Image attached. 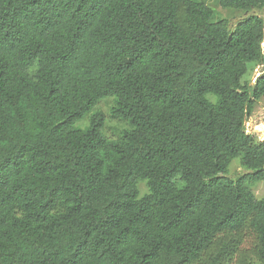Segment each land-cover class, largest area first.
I'll return each instance as SVG.
<instances>
[{"label": "trees", "instance_id": "16d2710c", "mask_svg": "<svg viewBox=\"0 0 264 264\" xmlns=\"http://www.w3.org/2000/svg\"><path fill=\"white\" fill-rule=\"evenodd\" d=\"M215 2L0 0V264H264V0Z\"/></svg>", "mask_w": 264, "mask_h": 264}, {"label": "rangeland", "instance_id": "374dc122", "mask_svg": "<svg viewBox=\"0 0 264 264\" xmlns=\"http://www.w3.org/2000/svg\"><path fill=\"white\" fill-rule=\"evenodd\" d=\"M208 5L214 10L215 20L220 18H227L231 24L235 23L239 18H241L242 12L235 11L232 9H223L220 7L215 0H206ZM255 13L259 14L264 18V9L253 10ZM264 70V64H254L250 65L249 74L247 78L251 82H254L255 78L261 74ZM114 98L112 96H107L102 98L93 108L87 113L81 120L77 121L75 126L83 128L87 125L88 116L94 112L100 111L105 116L104 125L101 129L102 133L110 138L116 137L119 132L127 128L128 125L120 120H115L109 116V108L113 103ZM245 127L247 132L252 133L258 138L264 137V97L258 100L252 110V113L247 117L245 122ZM244 170L239 164L238 159H233L229 165L228 173L226 174L230 178H234L239 174L243 173ZM139 196L143 195L146 191V187L143 181H140L139 184ZM253 192L257 198H260L264 194V181L256 183L253 187Z\"/></svg>", "mask_w": 264, "mask_h": 264}, {"label": "water", "instance_id": "95a60500", "mask_svg": "<svg viewBox=\"0 0 264 264\" xmlns=\"http://www.w3.org/2000/svg\"><path fill=\"white\" fill-rule=\"evenodd\" d=\"M257 77H258V76H257ZM257 77L255 78V80H254V81H256Z\"/></svg>", "mask_w": 264, "mask_h": 264}]
</instances>
